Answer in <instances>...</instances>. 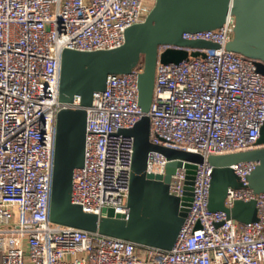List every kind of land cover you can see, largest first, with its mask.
<instances>
[{"label": "built area", "instance_id": "built-area-1", "mask_svg": "<svg viewBox=\"0 0 264 264\" xmlns=\"http://www.w3.org/2000/svg\"><path fill=\"white\" fill-rule=\"evenodd\" d=\"M155 0H0V264H264V191L247 186L256 162L231 167L242 186L228 187L230 208L254 200L257 218L242 223L208 208L212 165L207 157L256 147L264 123V75L255 60L226 49L234 17L210 30L185 31L207 40L179 62H157L150 118L153 144L200 153L193 201L170 249L54 223L49 218L55 119L80 97L59 101L61 51L119 47L127 27L141 22ZM172 45L159 46V52ZM109 74L86 109L84 160L73 172L71 197L83 211L128 213L133 138L118 133L142 116L138 75ZM167 159L148 153L146 171L164 172ZM185 168L171 176L169 193L183 190Z\"/></svg>", "mask_w": 264, "mask_h": 264}, {"label": "water", "instance_id": "water-1", "mask_svg": "<svg viewBox=\"0 0 264 264\" xmlns=\"http://www.w3.org/2000/svg\"><path fill=\"white\" fill-rule=\"evenodd\" d=\"M234 17L232 38L226 49L255 60L264 75V0H155L145 18L127 27L119 47L93 51L64 48L61 51L59 101L71 102L80 97L78 108L64 107L55 119L54 154L50 190L49 218L64 226L124 239L138 246L170 249L190 211L196 164L200 153L153 144L148 137L149 110L157 62H179L204 52L185 48H217L207 40H186L185 31L210 30L220 27L227 15ZM172 45L159 52V46ZM143 57V71L138 75V104L143 112L130 128L118 133L132 136L133 154L128 213L106 215L86 212L70 200L73 172L82 166L85 148L86 107L93 92L105 88L109 74L129 73ZM157 151L167 159L164 172L146 171L148 153ZM212 165L208 208L225 211L228 217L242 223L256 220L254 200H237L228 208L224 204L228 187L242 186L232 165L254 161L256 166L247 176V186L254 192L264 191V123L256 147L236 152L211 154ZM185 168L181 195L169 193L171 176L178 167Z\"/></svg>", "mask_w": 264, "mask_h": 264}]
</instances>
